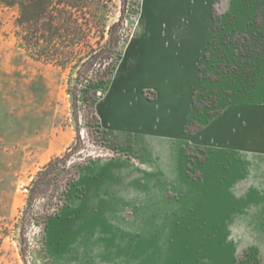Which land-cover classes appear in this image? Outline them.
<instances>
[{
  "label": "rangeland",
  "instance_id": "obj_1",
  "mask_svg": "<svg viewBox=\"0 0 264 264\" xmlns=\"http://www.w3.org/2000/svg\"><path fill=\"white\" fill-rule=\"evenodd\" d=\"M147 2L110 0L123 38L100 127L87 84L74 108L75 75L19 47L17 8L0 4V264H264V154L210 138L234 100H264V0H203L209 36L190 60L168 48L176 31L145 30ZM78 133L80 174L57 212L52 187L28 206L37 172Z\"/></svg>",
  "mask_w": 264,
  "mask_h": 264
},
{
  "label": "trees",
  "instance_id": "obj_2",
  "mask_svg": "<svg viewBox=\"0 0 264 264\" xmlns=\"http://www.w3.org/2000/svg\"><path fill=\"white\" fill-rule=\"evenodd\" d=\"M109 3L110 0H0L7 8H17L14 26L19 47L31 58L75 75V84L69 90L74 108L79 101V86L87 84L84 99L98 127L100 117L95 109L98 92L102 84L112 80L123 38L118 31L124 10L117 21L109 24ZM2 26L0 19V30ZM80 141L78 133L66 152L53 157L37 172L27 187L28 206L52 187L55 192L50 197L51 205L53 213L57 212L69 186L80 174L82 164H72L71 159ZM7 231L0 224V243Z\"/></svg>",
  "mask_w": 264,
  "mask_h": 264
},
{
  "label": "crops",
  "instance_id": "obj_3",
  "mask_svg": "<svg viewBox=\"0 0 264 264\" xmlns=\"http://www.w3.org/2000/svg\"><path fill=\"white\" fill-rule=\"evenodd\" d=\"M186 1H188L187 3L190 7H193L196 5V3H199L198 8H203L205 14L203 23L204 35L201 36L199 34L196 37L197 42L194 50H197L200 49L202 44L206 43L208 40L209 34L206 29L209 25V12L208 10H205L203 0ZM193 9L191 8V10ZM185 26H190V23H185ZM170 35L167 34L169 40L171 38ZM174 35H176V39H171V42H177L179 45H175L174 43L175 46H168V48L178 53H180V51L186 52V43L188 38L185 35ZM195 52L197 51H194V53ZM118 107H121V111H124L125 103L122 102V104ZM127 116L130 118L133 116V113L128 112ZM107 119L111 120L110 117H107ZM169 123L170 121L166 120L164 124L167 126ZM210 124L212 127V129L210 128V138H212L214 142L218 139H223L229 141L231 145L235 146L241 151H253L264 154V100L260 101L257 105L256 103H253V100L248 98L234 100L232 103L227 105L225 111H222L219 115H217ZM239 124L241 126H239ZM155 132L156 131H152L151 133L158 134V132Z\"/></svg>",
  "mask_w": 264,
  "mask_h": 264
},
{
  "label": "bare ground",
  "instance_id": "obj_4",
  "mask_svg": "<svg viewBox=\"0 0 264 264\" xmlns=\"http://www.w3.org/2000/svg\"><path fill=\"white\" fill-rule=\"evenodd\" d=\"M188 1L186 0H148L147 4L149 6V18H148V24L147 28L145 30L153 31L154 27H160L161 29L163 27H167L169 30L176 31V34L178 36L185 35L187 39V49L184 53L183 51H180L179 56L183 58V60H190L194 53V48L196 46V37L200 34L201 36L204 35V29H203V23H204V11L203 8H198V4L196 3L195 6H188ZM187 3V4H186ZM188 8H194V12L192 14H189ZM186 18L188 23H190V26H185V23L187 21H183L182 19ZM174 28V29H173ZM168 35H170V31H168ZM125 63V60H124ZM124 65V64H122ZM121 67L117 69L116 73V80L115 82L120 83V85H125L126 79L123 78V74L121 73ZM123 102V98L119 99V101L116 103L117 109L119 108ZM115 102L110 101L109 107L112 108ZM121 107L118 109V111L121 112ZM124 112V111H122ZM127 113H124L125 116H127ZM133 116H137L136 113L133 114ZM168 127H164V129H167ZM163 130V129H162Z\"/></svg>",
  "mask_w": 264,
  "mask_h": 264
},
{
  "label": "flooded vegetation",
  "instance_id": "obj_5",
  "mask_svg": "<svg viewBox=\"0 0 264 264\" xmlns=\"http://www.w3.org/2000/svg\"><path fill=\"white\" fill-rule=\"evenodd\" d=\"M193 9V8H192ZM188 10H189V14H192L193 12H194V9L193 10H191V8H188ZM183 21H187V19L186 18H183L182 19V22ZM187 23H188V21H187Z\"/></svg>",
  "mask_w": 264,
  "mask_h": 264
},
{
  "label": "water",
  "instance_id": "obj_6",
  "mask_svg": "<svg viewBox=\"0 0 264 264\" xmlns=\"http://www.w3.org/2000/svg\"><path fill=\"white\" fill-rule=\"evenodd\" d=\"M99 94L102 95V92L100 91Z\"/></svg>",
  "mask_w": 264,
  "mask_h": 264
}]
</instances>
